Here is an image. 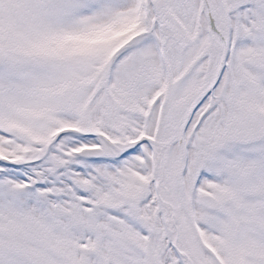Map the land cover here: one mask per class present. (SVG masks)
Segmentation results:
<instances>
[{
    "label": "snow or ice",
    "instance_id": "snow-or-ice-1",
    "mask_svg": "<svg viewBox=\"0 0 264 264\" xmlns=\"http://www.w3.org/2000/svg\"><path fill=\"white\" fill-rule=\"evenodd\" d=\"M0 264H264V0H0Z\"/></svg>",
    "mask_w": 264,
    "mask_h": 264
}]
</instances>
